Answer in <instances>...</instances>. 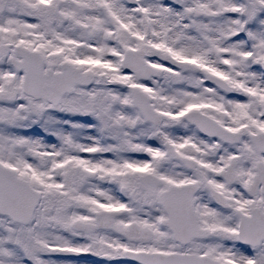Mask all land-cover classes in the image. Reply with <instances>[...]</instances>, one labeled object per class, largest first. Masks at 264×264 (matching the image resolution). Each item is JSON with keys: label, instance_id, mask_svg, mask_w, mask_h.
Listing matches in <instances>:
<instances>
[{"label": "snow or ice", "instance_id": "obj_1", "mask_svg": "<svg viewBox=\"0 0 264 264\" xmlns=\"http://www.w3.org/2000/svg\"><path fill=\"white\" fill-rule=\"evenodd\" d=\"M0 264H264V0H0Z\"/></svg>", "mask_w": 264, "mask_h": 264}]
</instances>
